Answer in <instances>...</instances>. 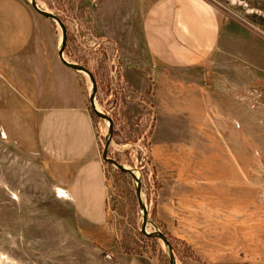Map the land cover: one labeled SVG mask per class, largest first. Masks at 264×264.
<instances>
[{"label": "crops", "instance_id": "0c3cea01", "mask_svg": "<svg viewBox=\"0 0 264 264\" xmlns=\"http://www.w3.org/2000/svg\"><path fill=\"white\" fill-rule=\"evenodd\" d=\"M88 3L92 31L117 47L122 85L151 93L157 124L170 125L172 172L196 174L195 183L206 188L210 174L226 171V160L221 166L212 161L216 156H238L243 172L244 89L253 95L251 108H264V20L256 14L264 13V0ZM55 25L26 0H0V102L14 101L22 112L30 105L28 129L14 139L31 142L30 152L48 160L66 195L57 196L60 203L96 229L109 219L101 142L83 76L58 57ZM196 116L208 135L188 129ZM192 136L205 141L202 148H189ZM121 258L153 264L136 255Z\"/></svg>", "mask_w": 264, "mask_h": 264}, {"label": "rangeland", "instance_id": "374dc122", "mask_svg": "<svg viewBox=\"0 0 264 264\" xmlns=\"http://www.w3.org/2000/svg\"><path fill=\"white\" fill-rule=\"evenodd\" d=\"M37 1L66 24L65 57L87 67L96 78V104L114 122L109 156L138 171L151 221L148 230L157 227L167 236L178 264H264V108H251L250 91L243 92L244 171L240 172L238 156H216L212 161L226 160V171L210 174L211 187H203L201 182L195 183L196 174L172 172L170 125L157 124L151 93L122 85L117 47L92 31L88 0ZM256 14L264 20L263 12ZM58 36L60 40V33ZM78 74L83 76L103 150L108 123L91 110L90 80ZM0 106L5 108H0V264L147 263L131 258L118 261L119 255L169 264L163 242L141 233L142 211L129 174L104 162L108 224L95 223L96 229L85 224L77 219L72 206L60 203L62 190L48 160L30 152L31 142L14 139L28 129L25 117L33 118L30 105L24 112L14 101L1 100ZM257 113L259 118L254 116ZM200 121L194 117L188 129L208 135ZM187 143L195 149L202 148L205 141L192 136ZM210 143L218 146L217 141Z\"/></svg>", "mask_w": 264, "mask_h": 264}, {"label": "water", "instance_id": "95a60500", "mask_svg": "<svg viewBox=\"0 0 264 264\" xmlns=\"http://www.w3.org/2000/svg\"><path fill=\"white\" fill-rule=\"evenodd\" d=\"M29 3L35 12H37L38 14L43 16L44 18H46V19H48V20H50V21H52L58 25V27L60 29V35H61L60 36V42L58 45V57H59L60 61L66 67H68V68H70L76 72L87 75L89 80H90V84H91V88H90V92H89L90 108L97 117L105 120L108 123V132L106 135V141L104 144V148L101 152V159L103 162H106V163L116 167L120 172L129 174L132 177V179L134 180L135 185H136L135 187H136V196L138 199V204H139V207L142 211L141 233L146 237L157 238V239L161 240L167 249V253H168V257H169V264H178L176 257H175V254H174V251H173V248H172V245H171V242L169 241L167 236L157 227H154L155 229L153 231L148 230V224L151 223V221L148 217V207H147V205L144 202V199L142 197L141 180H140V176L138 175V171H136L135 169H133L131 167H127V166L119 163L117 160H115L109 156L110 146L112 143V134H113V130H114V122H113V119L109 115H107L106 113L102 112L96 104L97 81H96V78L93 75V73L87 67L80 65V64H77V63H74V62H71L65 57V48H66L67 41H68V29H67L66 24L55 13L44 10L39 5L37 0H29Z\"/></svg>", "mask_w": 264, "mask_h": 264}, {"label": "bare ground", "instance_id": "6f19581e", "mask_svg": "<svg viewBox=\"0 0 264 264\" xmlns=\"http://www.w3.org/2000/svg\"><path fill=\"white\" fill-rule=\"evenodd\" d=\"M61 193V197H66V195H64L65 193H63V191H59Z\"/></svg>", "mask_w": 264, "mask_h": 264}, {"label": "trees", "instance_id": "16d2710c", "mask_svg": "<svg viewBox=\"0 0 264 264\" xmlns=\"http://www.w3.org/2000/svg\"><path fill=\"white\" fill-rule=\"evenodd\" d=\"M149 238V237H148Z\"/></svg>", "mask_w": 264, "mask_h": 264}]
</instances>
